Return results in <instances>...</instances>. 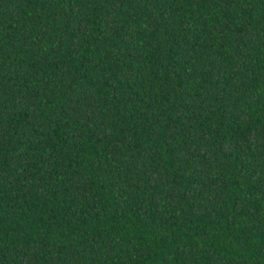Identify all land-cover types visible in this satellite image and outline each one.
<instances>
[{
    "label": "trees",
    "instance_id": "1",
    "mask_svg": "<svg viewBox=\"0 0 264 264\" xmlns=\"http://www.w3.org/2000/svg\"><path fill=\"white\" fill-rule=\"evenodd\" d=\"M0 264H264V0H0Z\"/></svg>",
    "mask_w": 264,
    "mask_h": 264
}]
</instances>
